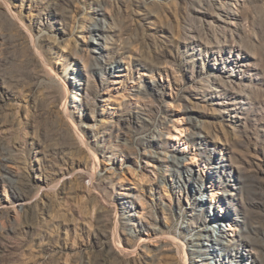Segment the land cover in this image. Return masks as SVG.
Segmentation results:
<instances>
[{
    "label": "rangeland",
    "instance_id": "1",
    "mask_svg": "<svg viewBox=\"0 0 264 264\" xmlns=\"http://www.w3.org/2000/svg\"><path fill=\"white\" fill-rule=\"evenodd\" d=\"M0 264H264V0H0Z\"/></svg>",
    "mask_w": 264,
    "mask_h": 264
},
{
    "label": "bare ground",
    "instance_id": "2",
    "mask_svg": "<svg viewBox=\"0 0 264 264\" xmlns=\"http://www.w3.org/2000/svg\"><path fill=\"white\" fill-rule=\"evenodd\" d=\"M77 99V96L76 95H73L72 97H70V101L72 100H76ZM220 236H223L222 234H218V233H216V234H212V238H211V240H212V242L213 243H223V241L221 240V238H220Z\"/></svg>",
    "mask_w": 264,
    "mask_h": 264
}]
</instances>
